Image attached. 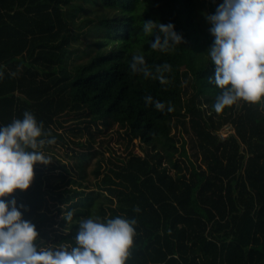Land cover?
Segmentation results:
<instances>
[{
	"label": "trees",
	"instance_id": "obj_1",
	"mask_svg": "<svg viewBox=\"0 0 264 264\" xmlns=\"http://www.w3.org/2000/svg\"><path fill=\"white\" fill-rule=\"evenodd\" d=\"M222 2L0 0V127L27 111L55 139L8 197L38 247H73L82 220L119 216L136 220L126 264H264V97L214 110L206 16ZM148 20L182 43L151 49ZM134 55L154 76L170 65L168 82L133 73ZM113 133L121 156L104 146Z\"/></svg>",
	"mask_w": 264,
	"mask_h": 264
},
{
	"label": "clouds",
	"instance_id": "obj_2",
	"mask_svg": "<svg viewBox=\"0 0 264 264\" xmlns=\"http://www.w3.org/2000/svg\"><path fill=\"white\" fill-rule=\"evenodd\" d=\"M206 19L213 37L208 54L214 76L209 82L221 90L214 110L221 113L238 101L260 103L264 97V0H223ZM143 31L155 36L150 42L153 50L167 52L183 41L172 23L148 20ZM130 68L145 78H158L162 84L168 82L162 73L171 71L170 65L164 64L154 76L143 55H134ZM145 102L153 103L152 97H145ZM154 106L159 111L165 109L160 101ZM46 135L43 123L27 111L23 119L0 127V264H126L136 235L135 219H85L79 223L75 246L38 247L35 225L23 219L15 198L8 199L16 190L30 187L34 165L51 162L40 150L45 143H55L54 138L46 141ZM70 218L69 213L65 219Z\"/></svg>",
	"mask_w": 264,
	"mask_h": 264
},
{
	"label": "rangeland",
	"instance_id": "obj_3",
	"mask_svg": "<svg viewBox=\"0 0 264 264\" xmlns=\"http://www.w3.org/2000/svg\"><path fill=\"white\" fill-rule=\"evenodd\" d=\"M209 11V10H207ZM210 14V12H208ZM214 14V13H213ZM210 24V23H209ZM104 146H108L109 147V151L110 153L113 154V156H117V155H123L125 150L123 149L124 148V143L121 141V139L119 138V136L116 134V133H113V138L107 143L105 144ZM135 151L137 152H141V150L137 147H135Z\"/></svg>",
	"mask_w": 264,
	"mask_h": 264
},
{
	"label": "built area",
	"instance_id": "obj_4",
	"mask_svg": "<svg viewBox=\"0 0 264 264\" xmlns=\"http://www.w3.org/2000/svg\"><path fill=\"white\" fill-rule=\"evenodd\" d=\"M232 131V128L229 124H224L221 129L218 131L220 137L226 136L229 132Z\"/></svg>",
	"mask_w": 264,
	"mask_h": 264
}]
</instances>
